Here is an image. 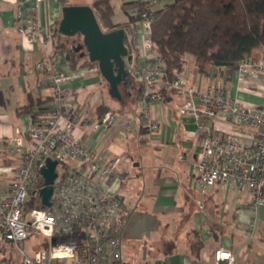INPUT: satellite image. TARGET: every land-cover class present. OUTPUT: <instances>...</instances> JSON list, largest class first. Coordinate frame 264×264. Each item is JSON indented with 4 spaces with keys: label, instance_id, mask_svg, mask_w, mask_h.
I'll return each instance as SVG.
<instances>
[{
    "label": "built area",
    "instance_id": "1",
    "mask_svg": "<svg viewBox=\"0 0 264 264\" xmlns=\"http://www.w3.org/2000/svg\"><path fill=\"white\" fill-rule=\"evenodd\" d=\"M152 4L139 20L144 64L129 70L139 85L136 117L141 128L153 135L160 124L151 115V106L162 101L159 92L181 99L177 113L193 119L192 134L199 139L192 166L196 189L205 193L222 184L247 192L253 217L245 229L252 234L257 211L264 210V56L242 61L233 74L236 90L258 96V102L232 96L219 80L200 88L183 75L168 78L149 37L151 12L160 6L157 1ZM15 19L19 33L41 44L44 57L35 69L51 74V92L57 103L49 113L37 116L25 135L10 138L6 149L0 148V157L5 154L16 161L15 165H0V258L1 247L9 243L18 248L19 264H115L121 258L125 216L122 203L112 193L120 183V159L98 160L76 129L88 122L102 139L119 118L111 111L94 120L76 117L65 105L72 93V77L53 71L51 30L38 22L23 23L21 12ZM47 158L56 162V179L50 206L43 207L38 193L43 187L40 169ZM5 176L9 182L2 187ZM31 234L42 236L47 244L29 256L18 245ZM65 237L72 239L60 241ZM213 262L236 264V256L219 247L213 252Z\"/></svg>",
    "mask_w": 264,
    "mask_h": 264
},
{
    "label": "crops",
    "instance_id": "2",
    "mask_svg": "<svg viewBox=\"0 0 264 264\" xmlns=\"http://www.w3.org/2000/svg\"><path fill=\"white\" fill-rule=\"evenodd\" d=\"M131 1L136 0H122V3ZM91 2L82 5L90 6ZM69 4L80 5L72 0ZM61 9L59 0H0V148L6 149L10 138L28 132L31 116L17 110L25 106L29 98L42 99L43 114L52 111L57 103L51 92V74L35 69V64L44 57L43 48L37 40H29L18 32L15 16L21 12L25 18L23 23L38 22L51 30L53 22L61 17ZM124 18H112V21L124 23L127 15ZM139 29L137 22L127 34L131 56L129 70L131 64H144L139 50ZM71 46L76 45L71 43L65 52L56 53L53 46L52 52L53 71L72 77L69 81L72 93L65 99L66 107L78 118L84 116L94 120L103 114L98 106L104 104L119 118L102 139L97 138V132H93L88 122L76 129V133L82 132L81 142L94 151L98 160L120 159V183L112 193L120 198L125 211L120 235L122 264H214L213 252L219 247L232 251L236 264H264V233L260 231L264 227V210L257 211L255 236H247L242 228L253 217L251 197L247 192H238L222 184L209 187L205 193L196 189L192 166L199 139L192 134L193 119L177 113L181 99L171 96L167 102H155L151 106V115L160 125L155 134L147 133L148 141L156 150L148 155L143 150L144 141L140 138L143 131L136 117L138 83L130 74L128 83L120 89L121 100L109 97L107 83L97 67L71 66L67 55L72 51ZM182 75L200 88L213 81L197 74L192 65ZM233 78L225 85L232 96L247 103L257 102L258 96L237 91ZM15 164L16 161L5 154L0 157V165ZM9 178L4 177L2 187L8 185ZM213 223L226 228L217 242L208 228ZM189 228L198 231L202 242L197 258L184 246ZM170 242L177 244L173 254L165 256L156 251L160 244ZM152 245L158 246L154 249L150 248ZM245 247L247 251L240 258L238 250Z\"/></svg>",
    "mask_w": 264,
    "mask_h": 264
},
{
    "label": "trees",
    "instance_id": "3",
    "mask_svg": "<svg viewBox=\"0 0 264 264\" xmlns=\"http://www.w3.org/2000/svg\"><path fill=\"white\" fill-rule=\"evenodd\" d=\"M112 1L93 0L90 7L103 33L119 28L125 30L124 42L129 50L127 34L131 33L134 25L139 22L141 14L146 12L147 6L153 4L138 0L122 3L120 7L127 15V21L114 24ZM155 1L160 2V0ZM59 3L62 7L70 5L69 0H59ZM128 9L130 12H127ZM151 16L149 37L153 50L164 61L165 74L168 78L182 75L187 69L188 59H191L192 67L197 74L206 79L219 80L225 86L230 82L242 61L259 59L264 56V0H170V3L155 8L151 12ZM59 20H55L51 27V34L55 40V53L65 52L72 41L81 40L80 35H75L73 38L61 35L58 32ZM80 53L81 51L67 53L69 63L73 68L76 64L97 67L95 63L88 61L86 55L80 56ZM127 83L128 81L118 86L119 100L122 97L120 89ZM159 93H162L161 97L164 102L171 98V96H165L162 91ZM137 94L138 92L136 96ZM42 102L40 98H36V100L29 98V102L17 111L29 114L32 122L37 116L43 114V109L40 108ZM98 108L102 113L109 111L108 106L104 104L99 105ZM142 131L145 132L143 128ZM115 198L121 202L118 196ZM36 207H40V205L38 204ZM208 228L215 242L219 241L226 229L214 223L210 224ZM186 234L184 246L187 252L197 258L202 247L199 233L193 228H189ZM34 235L38 234H31V237ZM71 239V237H65L60 241L66 242ZM43 244H47V242L45 241ZM42 246L41 249L46 247ZM157 246L152 245L150 248L155 249ZM120 247H122L121 243ZM176 249L177 244L170 242L160 244L156 251L163 252L165 256H168L173 254ZM149 253L152 255V249ZM122 263L121 252V258L115 264ZM0 264H11V259L7 258L6 260V257L2 256Z\"/></svg>",
    "mask_w": 264,
    "mask_h": 264
},
{
    "label": "water",
    "instance_id": "4",
    "mask_svg": "<svg viewBox=\"0 0 264 264\" xmlns=\"http://www.w3.org/2000/svg\"><path fill=\"white\" fill-rule=\"evenodd\" d=\"M58 32L67 37L81 36V43L73 46L72 51H81L80 56L86 55L90 63L97 65L99 74L108 85L107 94L119 100L118 86L125 83L130 75L127 65L131 62V56L124 42L125 30L119 28L103 33L90 6L68 5L61 9ZM55 168L56 162L47 158L45 165L40 169L43 187L38 195L43 207L50 206L56 179Z\"/></svg>",
    "mask_w": 264,
    "mask_h": 264
},
{
    "label": "rangeland",
    "instance_id": "5",
    "mask_svg": "<svg viewBox=\"0 0 264 264\" xmlns=\"http://www.w3.org/2000/svg\"><path fill=\"white\" fill-rule=\"evenodd\" d=\"M92 0H72V3H76V4H84V3H90ZM122 3V0H113L112 1V6H113V9H114V12H115V15L113 18H117L119 20H122V19H125L124 17H126V15L122 12V10L120 9V4ZM160 6L164 4H168L170 3V0H160ZM73 38V37H72ZM74 40V39H73ZM80 41L76 42V41H72L73 45H77V43H80ZM191 62V59L189 60L188 59V66L187 68L189 67V63ZM192 65V63H191ZM190 65V66H191ZM128 67V65H127ZM132 78V77H131ZM132 80V79H131ZM231 80H232V77H231ZM105 87L107 88L108 90V85L105 84ZM258 102V100H257ZM141 140H143L144 142L142 143L143 145V150H145L146 152H148V155L151 154V153H154V148L151 146V143L148 141V138H149V135L146 133V132H142L141 133V136H140ZM135 149V148H134ZM136 151V149H135ZM134 153V152H133ZM262 208H260L261 210ZM264 222V220H262ZM243 230V233H244V230L245 232L247 231L244 228H242ZM261 232L264 233V227L260 230ZM255 233H256V228L254 229L253 231V235L252 236H255ZM247 236H250L251 232L250 231H247ZM264 239V238H263ZM45 241H44V238L40 235H34L32 236L31 238L21 242L18 247L23 249L26 254H28L29 256H31L33 254V252L37 249H41V247H43L42 245L46 246V244H43ZM238 246V245H237ZM247 248L248 247H245L244 249H239L238 252H239V257L242 258L245 254V252L247 251ZM162 249V247H161ZM1 254L3 256L6 257V260L7 258L8 259H11V264H19L20 263V254L18 252V248L15 247L14 245H11L9 243H5L2 247H1Z\"/></svg>",
    "mask_w": 264,
    "mask_h": 264
}]
</instances>
